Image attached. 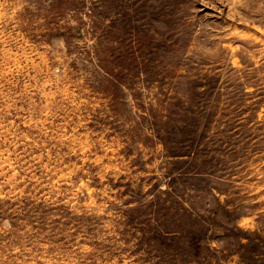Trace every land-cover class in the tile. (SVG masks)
<instances>
[{
	"label": "rangeland",
	"instance_id": "rangeland-1",
	"mask_svg": "<svg viewBox=\"0 0 264 264\" xmlns=\"http://www.w3.org/2000/svg\"><path fill=\"white\" fill-rule=\"evenodd\" d=\"M0 264H264V0H0Z\"/></svg>",
	"mask_w": 264,
	"mask_h": 264
}]
</instances>
